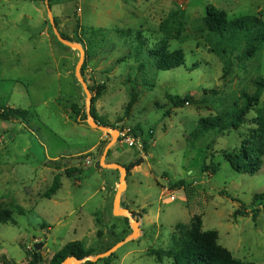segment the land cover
I'll return each mask as SVG.
<instances>
[{
  "label": "rangeland",
  "instance_id": "374dc122",
  "mask_svg": "<svg viewBox=\"0 0 264 264\" xmlns=\"http://www.w3.org/2000/svg\"><path fill=\"white\" fill-rule=\"evenodd\" d=\"M46 1L0 0V104L29 113L25 122L0 118V214H12V221L0 223L1 264H27L35 240L45 244L43 264H49L68 243L83 242L95 257L134 232L129 219L113 213L120 173L98 165L111 136L92 130L87 120L77 123L71 113L75 106L86 111L75 75L80 53L59 43ZM49 7L59 28L64 19L73 29L60 28L61 35L88 48L83 77L95 87L101 121L110 129L144 130L146 140L153 131L147 152L119 143L110 150L123 166L144 159L128 176L122 202L140 222V235L118 249L113 264H173L158 254L188 233L195 217L204 232H217L218 244L234 258L264 264V203L254 204L264 193V157L254 175L236 172L225 159L252 131L264 94L238 131L194 136L203 120L241 107L243 96L254 95L256 82L264 79V49L250 60L242 58L243 44L232 54L213 52L216 37L204 26L207 9L224 11L230 20L264 21V0H49ZM174 19L182 26L179 36ZM164 42L169 51L184 52V67L158 71L148 52ZM224 68L230 71L226 80ZM205 90L218 95L204 104ZM168 95L191 96L196 104L175 108ZM132 96L130 116L120 122ZM102 133L106 140L96 151L77 155L89 151ZM50 161L58 165L47 166ZM211 163L219 166L216 174L204 172ZM69 168L83 173L68 178ZM55 177L61 189L45 198Z\"/></svg>",
  "mask_w": 264,
  "mask_h": 264
},
{
  "label": "trees",
  "instance_id": "16d2710c",
  "mask_svg": "<svg viewBox=\"0 0 264 264\" xmlns=\"http://www.w3.org/2000/svg\"><path fill=\"white\" fill-rule=\"evenodd\" d=\"M175 17L173 14L171 16ZM169 18V19H171ZM169 19L164 22L160 29L165 30V23L169 22ZM57 27L59 26L55 20ZM171 23L177 25V36L182 32V26L177 20L171 21ZM205 29L214 34L216 39L211 43L213 52L218 55H228L229 52L232 54L237 51L239 47L243 44L245 45L242 58L245 60H250L255 58L264 49V21L252 16H243L237 19L230 20L228 15L215 7H209L206 11V17L204 19ZM78 24H76V28ZM60 33L61 29L58 27ZM76 31V30H75ZM65 40L81 45L86 52L88 48L83 45L79 40H76L70 35L62 33ZM60 43V42H59ZM151 60H154L158 71L168 72L175 70L186 65V57L182 50L169 51V45L167 42L160 43L157 45L155 50H150L148 52ZM146 64L141 62L140 68L144 69ZM86 65L83 66L82 74L84 75ZM230 74L229 70L224 68L223 80L227 79ZM256 91L254 95L250 96L245 94L243 96L244 103L240 106H236L231 114L227 113L223 118H213L203 120L194 134L196 140L204 138L210 132H214L218 136H226L227 133L232 131H238L246 124L247 115L252 111L253 108L257 107L261 98L264 94V79H260L256 82ZM92 94L95 92V87H89ZM218 92L213 90L204 91V99L201 103H207L210 96H217ZM169 102L175 108L184 107L186 104H196V101L191 96L179 97L168 95ZM136 102V98L132 96L129 104L126 107L122 122L124 119L130 116L132 108ZM96 99L93 98L92 103V116L95 120L102 126H106L101 118L98 116L97 110L95 108ZM71 113L75 116L77 123H84L87 120L86 111L79 109L77 106L71 109ZM0 118L2 120H13V121H27L29 118V113L25 110L14 109L8 106H3L0 104ZM115 129V128H113ZM118 129H120L118 127ZM136 137L143 139L144 152H147L153 142V131H150V139L146 140L144 138V130H139L138 128L131 131ZM111 152L109 153V155ZM108 155V157H109ZM264 157V104L261 109L256 112V117L253 119V128L249 133L247 139L242 143L239 150L234 151L231 154H225L226 161L230 166L238 173H243L246 175H254L260 170L262 164V158ZM144 163L143 158H139L129 165L124 167L128 170V176L131 171L140 167ZM57 166L58 161H50L47 166ZM100 165V162H98ZM218 165L211 163L204 172H211L216 174L218 172ZM68 178H73L76 175H81L83 172L76 168H69L66 171ZM79 180V179H78ZM61 189V179L60 177H55L52 187L45 193V198H51ZM116 194V193H115ZM264 203V193L256 195L254 197V204ZM123 204V203H122ZM256 207V206H255ZM254 213V219L256 220L257 213ZM146 213V212H145ZM237 214L246 215V213L237 211ZM126 219V218H125ZM127 220V219H126ZM12 221V214L10 211H4L0 214V223H7ZM194 224L188 233L181 237H174L171 244V249L165 251L164 255L158 254L159 260L162 261V256L171 260L173 264H254L242 262L232 255L227 249L221 247L218 244V234L215 231L204 232L202 229V221L199 217L194 218ZM43 229H46V225H42ZM110 250V249H109ZM107 250V251H109ZM106 251V252H107ZM93 251L85 247L83 242H71L65 245L60 251L53 255L49 264H63V262L68 258H76L78 260H83L87 257L92 256ZM27 255H30L28 252ZM33 260L30 264H43L42 252H32ZM116 259V255L113 254L111 257L104 259V264H113ZM6 264L8 263L4 260ZM86 264H93L88 262Z\"/></svg>",
  "mask_w": 264,
  "mask_h": 264
},
{
  "label": "water",
  "instance_id": "95a60500",
  "mask_svg": "<svg viewBox=\"0 0 264 264\" xmlns=\"http://www.w3.org/2000/svg\"><path fill=\"white\" fill-rule=\"evenodd\" d=\"M46 5H47V11H48V16L52 25V29L53 32L55 34V36L57 37L58 41L63 44L64 46L71 48L73 50H76L80 53V59H79V63L76 67V78L77 80L81 83L84 93L86 95V114H87V124L92 128V129H96L99 130L101 132H106L107 134H109L112 138L111 142L106 146L103 155L100 159V166L104 169H108V170H114V171H118L120 173V180H119V184H118V189L116 191L115 194V198H114V202H113V213L115 217H123V218H127L130 221L131 226L134 229L133 234L126 240L122 241L121 243L117 244L116 246L112 247L109 251L97 255V256H90L87 257L83 260H78L76 258H68L66 259L63 264H86L88 262H91L93 264L107 259L109 257H111L113 254H115L118 249L124 245L126 242H129L131 240H134L136 238L139 237V231H140V222L134 218L133 213L128 209V208H122V202H123V194L126 192L127 190V179H128V170L126 167H124L123 165L119 164V163H109L107 162V158L109 155V152L111 150V148L113 146H115L118 143V139H119V131L117 129H110L106 126H102L100 125L95 118L92 116V103H93V94L89 88V85L87 84L85 78L83 77L82 74V69L86 60V50L79 44H75V43H71L67 40H65L63 38V36L61 35L55 19L53 17L52 11L49 7V0L46 1ZM45 246L44 243H37L34 244V250L36 252H40L43 247Z\"/></svg>",
  "mask_w": 264,
  "mask_h": 264
},
{
  "label": "built area",
  "instance_id": "2783aa9c",
  "mask_svg": "<svg viewBox=\"0 0 264 264\" xmlns=\"http://www.w3.org/2000/svg\"><path fill=\"white\" fill-rule=\"evenodd\" d=\"M118 131H119L118 143L120 145H126L129 148L140 149L141 150L140 152H142L144 150V145H143V139L142 138L136 137L135 135H133L131 133L130 130L118 129ZM34 242H35V244L40 243L39 240H35ZM33 250H34V246H30L29 247V251H28L30 253V255L27 256V260H26L27 264H30L32 262V260H33V257L31 255ZM2 264H6V263L3 262Z\"/></svg>",
  "mask_w": 264,
  "mask_h": 264
},
{
  "label": "crops",
  "instance_id": "0c3cea01",
  "mask_svg": "<svg viewBox=\"0 0 264 264\" xmlns=\"http://www.w3.org/2000/svg\"><path fill=\"white\" fill-rule=\"evenodd\" d=\"M62 21H64L65 22V20L64 19H62ZM62 23L61 24V29H68L69 30V32L70 33H72L73 32V29H72V32H71V28H68L67 27V25L65 24V23ZM46 31V30H45ZM45 31L43 32V34L46 36V33H45ZM80 32H81V30L79 31V34H80ZM70 73V72H69ZM66 75H67V77L69 76L68 75V72H66ZM69 77H71V76H69ZM72 78V77H71ZM94 98V97H93ZM95 105H96V103H95ZM96 108V107H95ZM97 110V109H96ZM98 113V112H97ZM99 116V115H98ZM92 129V128H91ZM92 130H94V129H92ZM94 131H98V130H94ZM34 133V132H33ZM106 140V135H103V133L101 134V135H99V138H98V141H97V143L89 150V151H86V152H83V153H79V154H77V155H84V154H87V153H89V152H94V151H96L99 147H100V145H101V143L103 142V141H105ZM114 151H111V154L109 155V157L112 155H114L115 156V153H113ZM76 155V156H77ZM109 157L107 158V159H109ZM118 158L115 156V159H114V161L112 160V161H110L109 163H119L118 161H115V160H117ZM107 162H108V160H107ZM131 164V163H130ZM118 184L119 183H116V188L114 189V192L116 193V191H117V188H118ZM127 189H128V182H127ZM124 195V194H123ZM123 199V198H122Z\"/></svg>",
  "mask_w": 264,
  "mask_h": 264
}]
</instances>
